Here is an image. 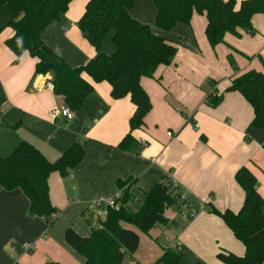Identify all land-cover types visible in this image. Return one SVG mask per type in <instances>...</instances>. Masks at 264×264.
I'll use <instances>...</instances> for the list:
<instances>
[{"label": "crops", "instance_id": "obj_1", "mask_svg": "<svg viewBox=\"0 0 264 264\" xmlns=\"http://www.w3.org/2000/svg\"><path fill=\"white\" fill-rule=\"evenodd\" d=\"M88 1L72 0L41 33L43 41L73 67L96 55L77 24ZM129 13L178 47L171 64L161 65L154 77L141 78L152 108L145 125L132 132L137 141L140 137L145 141H138V150L116 148L130 130L135 105L130 96L114 99L107 81L94 84L71 121L50 116L52 108L66 105L65 100L46 88L51 72L34 76L36 57L26 51L15 61L6 41L14 34L10 22L19 14L8 5L0 7V157L11 154L20 140L33 143L52 161L75 142L86 150L68 175L56 171L49 177L51 201L60 208L52 224L29 214V199L20 188L9 191L0 185V264H84L85 257L66 241L67 228L89 235L94 228L91 219H96L93 210L90 218L86 215L91 200L117 197L121 193L117 181L129 178L136 180L128 203L134 211L165 179L177 186L186 203L167 209L170 223L158 224L149 233L124 224L140 235L139 248L125 258L126 264L134 260L153 264L168 248L182 254L179 264H224L218 258L222 249L245 254V245L210 207L240 209L245 192L235 174L244 165L255 173L264 198V126L251 127L253 107L240 92L226 91L234 77L264 71V13L253 15V31L227 33L214 47L206 35L205 14L195 12L190 23L163 30L157 25L153 0H135ZM112 35L104 41L107 54L115 51ZM212 91L224 92L215 108L206 103ZM187 203L198 212L178 222Z\"/></svg>", "mask_w": 264, "mask_h": 264}, {"label": "trees", "instance_id": "obj_2", "mask_svg": "<svg viewBox=\"0 0 264 264\" xmlns=\"http://www.w3.org/2000/svg\"><path fill=\"white\" fill-rule=\"evenodd\" d=\"M72 0H0V7L8 5L19 17L10 22L14 34L6 44L16 55L28 51L38 59L34 76L53 74L54 92L61 95L66 105L78 112L84 99L94 89V84L107 81L111 96L120 99L130 96L135 111L130 118V130L116 148L130 150L140 148L133 131L145 125V117L152 108L150 97L141 85L142 77H154L161 65L172 63L178 47L165 36L155 33L151 26L133 18L129 9L135 0H89L78 21L82 35L95 48L96 55L80 66L69 65L42 39V31L59 19ZM157 6V25L171 30L177 23H190L195 12L207 18L206 35L214 47L224 41L227 33L236 36L241 30L253 31L252 17L264 13V0H153ZM113 32V54L104 51L106 36ZM85 75L89 76L87 78ZM226 91H238L254 110L251 127L264 126V71L249 70L231 80ZM224 92L212 91L206 95L210 107L219 106ZM0 125V129H1ZM85 146L73 143L62 155L52 161L28 140H20L11 154L0 157V185L6 190L20 188L29 199V214L44 217L52 224L60 212L50 197L49 177L53 172L66 176L71 168L85 157ZM235 179L245 192L238 211H221L211 206V211L222 217L235 237L245 245L240 256L226 249L218 258L224 264H264V198L258 190L255 173L248 166H241ZM135 179H119L118 207L107 209L101 226L92 228L83 236L69 227L66 241L85 257L84 264H126L125 258L133 256L140 244L139 232L125 226L130 224L143 233L158 224L168 225L166 210L180 208L186 199L177 191L170 179L157 183L148 191L141 208H130V186ZM182 254L168 248L153 264H179ZM46 264H63L49 261ZM128 264H143L134 260Z\"/></svg>", "mask_w": 264, "mask_h": 264}, {"label": "built area", "instance_id": "obj_3", "mask_svg": "<svg viewBox=\"0 0 264 264\" xmlns=\"http://www.w3.org/2000/svg\"><path fill=\"white\" fill-rule=\"evenodd\" d=\"M45 86H46V88L54 89V83L52 81V78H50L46 81ZM50 116L54 120L59 118V117H64L67 121H71L74 118L75 113L71 109L70 106L65 105L62 108H57V107L52 108L50 110ZM1 118H2V113L0 111V120H1ZM168 134H169V136H172L173 132L169 131ZM138 141L142 144L145 142L144 139L141 137L138 139ZM120 194L121 193H119V195H117V197H109V196L100 195V196L94 197L91 200L89 208L86 211V215L88 218H90L91 215L89 213L91 210H93L96 213V219L95 220L91 219L92 225L94 227L101 226V221L106 219L107 209L109 207H116V208L118 207L116 199L118 197H120ZM197 212H198V209L196 207H194V205L192 203H187L186 209L181 211L179 214L178 222H182L188 217H194L197 214ZM101 218H102V220H101Z\"/></svg>", "mask_w": 264, "mask_h": 264}]
</instances>
